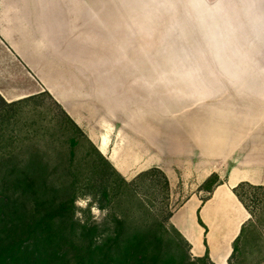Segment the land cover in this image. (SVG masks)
<instances>
[{
	"label": "rangeland",
	"instance_id": "374dc122",
	"mask_svg": "<svg viewBox=\"0 0 264 264\" xmlns=\"http://www.w3.org/2000/svg\"><path fill=\"white\" fill-rule=\"evenodd\" d=\"M91 1L94 19L87 8L73 10L71 27H55L47 90L96 147L107 136L105 158L127 181L153 168L165 173L169 188L143 186L135 192L140 203L121 212L133 224L145 217L138 213L145 207L149 220L158 215L165 225L192 196L210 197L220 179L202 180L216 167H229L232 130L242 145L247 125L264 128V0H106V6ZM4 104L0 97V159L69 157L62 144L67 138L29 134L31 120L42 127L61 120L48 96L20 108ZM87 149H79L76 159ZM52 177L60 181L62 173ZM242 195L252 215L229 264H264V189L246 188ZM102 201L92 198L81 209ZM222 201V211H212V236L220 248L241 218L228 199ZM107 210L98 241L107 238L112 222L106 224ZM167 238L175 250L176 235L171 231Z\"/></svg>",
	"mask_w": 264,
	"mask_h": 264
},
{
	"label": "trees",
	"instance_id": "16d2710c",
	"mask_svg": "<svg viewBox=\"0 0 264 264\" xmlns=\"http://www.w3.org/2000/svg\"><path fill=\"white\" fill-rule=\"evenodd\" d=\"M42 96L4 106L24 107ZM46 96L59 107L61 120L48 121V127L31 120L29 134L39 138H67L62 144L68 148L69 157L60 162L0 159V264H213L207 254L191 261L187 253L190 245L170 224L172 214L164 225L158 215L149 220L150 213L140 207L138 213L145 215L144 218L133 224L122 220L121 212L128 205L140 203L135 195L137 189L147 185L169 188L168 177L153 168L127 181L66 111L50 95ZM85 146L89 155L76 159L77 151H83ZM57 173H62L60 181L52 177ZM217 179L211 175L205 183ZM246 188L264 187L242 183L233 191L252 215L242 195ZM80 196H91L95 201L102 198L104 205L98 207L109 208L106 224L112 222L105 240H97L101 227L93 220L90 208L75 206ZM77 211L82 213L84 223L75 218ZM199 223L203 226L200 220ZM171 231L178 240L175 250L167 238ZM238 239L233 243L228 264L236 252Z\"/></svg>",
	"mask_w": 264,
	"mask_h": 264
},
{
	"label": "crops",
	"instance_id": "0c3cea01",
	"mask_svg": "<svg viewBox=\"0 0 264 264\" xmlns=\"http://www.w3.org/2000/svg\"><path fill=\"white\" fill-rule=\"evenodd\" d=\"M90 3L91 0H0V97L6 104L39 95H52L46 86V69L47 52L54 49L48 48V43L55 41V27H71L73 10L83 11L87 8L90 14L87 17L94 19ZM107 4L103 0V5ZM61 6L67 10L63 15L60 14ZM76 25L79 26L78 23ZM249 127L247 125L248 139L242 145L239 144L238 131H231L229 159L226 160L229 167L225 170L216 167L203 177L202 183L211 175L220 179V184L213 189L210 197L202 200L200 196H192L170 218V224L188 242L195 258L207 254L213 264H228L233 243L250 218L233 191L242 183L264 187V128L254 127L250 130ZM106 143L107 136L104 135L97 147L104 156L108 148ZM215 152L222 150L219 151L217 147ZM223 199H228L234 205L241 218L228 244L220 248L217 245L219 242L215 243L212 236V227L215 226L212 211H222Z\"/></svg>",
	"mask_w": 264,
	"mask_h": 264
},
{
	"label": "clouds",
	"instance_id": "9594fccd",
	"mask_svg": "<svg viewBox=\"0 0 264 264\" xmlns=\"http://www.w3.org/2000/svg\"><path fill=\"white\" fill-rule=\"evenodd\" d=\"M92 202V197L91 196H88L84 199H77L74 204L76 207L78 208H87L88 207V204ZM91 212H92V215H93V220L99 224L101 223V216L103 215L104 217H106L108 215V210L107 209H104L103 212H101V210L98 208L97 205H93L92 208H91ZM75 218H78L80 219V222L81 223H84V220L82 218V213L77 211L75 213Z\"/></svg>",
	"mask_w": 264,
	"mask_h": 264
},
{
	"label": "bare ground",
	"instance_id": "6f19581e",
	"mask_svg": "<svg viewBox=\"0 0 264 264\" xmlns=\"http://www.w3.org/2000/svg\"><path fill=\"white\" fill-rule=\"evenodd\" d=\"M250 18V17H249ZM248 19V18H247ZM251 21H252V19H251ZM255 28V27H254ZM252 30V29H251ZM258 35V34H257ZM261 36H262V34H261ZM256 38V37H255ZM260 39V38H259Z\"/></svg>",
	"mask_w": 264,
	"mask_h": 264
},
{
	"label": "water",
	"instance_id": "95a60500",
	"mask_svg": "<svg viewBox=\"0 0 264 264\" xmlns=\"http://www.w3.org/2000/svg\"><path fill=\"white\" fill-rule=\"evenodd\" d=\"M101 153H102V151H101ZM103 154V153H102Z\"/></svg>",
	"mask_w": 264,
	"mask_h": 264
}]
</instances>
